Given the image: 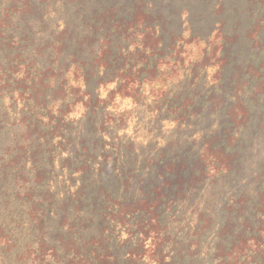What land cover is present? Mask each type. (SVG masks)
<instances>
[{"label":"trees","instance_id":"obj_1","mask_svg":"<svg viewBox=\"0 0 264 264\" xmlns=\"http://www.w3.org/2000/svg\"><path fill=\"white\" fill-rule=\"evenodd\" d=\"M175 2L0 0V264H264V168L252 191L226 201L240 154L220 150L224 222L214 230L219 214L207 215L205 204L183 232L187 200L179 197L202 183L189 179L198 152L167 143L140 160L117 134L88 137L124 125L115 117L97 128L99 105L106 108L100 87L115 82L110 96L129 91L143 106L141 86L164 59L178 62L186 30L172 27ZM223 39L235 47L230 33ZM255 87L237 91L252 96ZM183 95L178 103L161 92L156 107L171 103L189 119L197 104ZM77 104L87 130L75 136L69 115ZM247 118L229 121L234 128Z\"/></svg>","mask_w":264,"mask_h":264},{"label":"rangeland","instance_id":"obj_2","mask_svg":"<svg viewBox=\"0 0 264 264\" xmlns=\"http://www.w3.org/2000/svg\"><path fill=\"white\" fill-rule=\"evenodd\" d=\"M174 8L172 27L175 31L186 30L183 37L178 38L182 46L178 62L164 59L168 65H162L151 80L141 86L140 102L143 106L129 91L110 96V92L116 91L115 82L100 87L98 93L106 108L99 105L102 111H98L97 128L101 129L106 118L110 119L106 124L108 127L115 117L124 125L117 133L110 128L105 132H93L88 137L100 139L103 136L104 141H110L111 135L117 134L120 139L133 144L140 160L150 157L167 143L181 142L180 147L189 146L186 152L194 148L198 156L195 153L190 158L189 167L193 172L189 179L194 183L202 177L203 180L196 185L193 196L187 192L179 197L187 200L180 204L184 216L180 227L183 232L187 230L182 226L191 228L195 224L192 217L200 216L206 204L209 208L207 215L219 214L214 226L217 230L224 222V204L219 191L224 176L218 173V152L232 147L240 154L233 161L235 183L228 189L226 201L241 197L243 189L252 191V179L264 168V0H176ZM214 10L219 11L217 16L207 15ZM191 28L200 33L193 34ZM227 33L234 38L235 47H224L223 38ZM235 55L241 58L240 64L236 63L239 60L234 58ZM241 85L247 88L256 86L254 94L250 96L237 91ZM161 92L168 94L169 98L178 96V103L183 100L184 95H181L187 93L188 100L197 104L190 113L191 117L181 121V113L172 108L171 103L156 107ZM233 92L235 97L231 94ZM244 94L249 99L240 97ZM84 112L83 106L77 104L69 115L72 127L77 129L75 136L87 130L81 120ZM243 114L248 116L247 122L238 123L233 128L230 121ZM72 154L73 150L64 151V156ZM136 192L133 190L132 196ZM117 238L124 239V233ZM212 238L205 239L206 246L212 243Z\"/></svg>","mask_w":264,"mask_h":264}]
</instances>
